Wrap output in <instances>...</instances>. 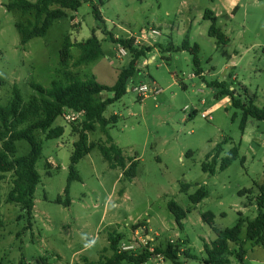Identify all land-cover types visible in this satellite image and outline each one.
I'll use <instances>...</instances> for the list:
<instances>
[{
	"label": "rangeland",
	"instance_id": "1",
	"mask_svg": "<svg viewBox=\"0 0 264 264\" xmlns=\"http://www.w3.org/2000/svg\"><path fill=\"white\" fill-rule=\"evenodd\" d=\"M6 2L0 0L1 106L9 104L14 89L28 105L36 96L32 83L47 89L54 80L94 77L111 87L131 61L128 51L120 54L122 46L114 39H133L136 49L152 48L136 62L129 82L155 92L140 96L128 90L132 87L127 89L128 82L126 94L103 113L109 120L108 134L127 159L125 169L131 160L136 164L135 177L108 168L98 151L107 143L106 136L96 126L88 133L93 148L76 165L81 181L70 184L68 205L64 189L83 118L69 120L63 109L51 127H62L59 138L47 139L46 133L35 131L42 152L30 219L20 204L7 201L13 173H4L1 181L0 264L97 262L112 254L107 239L111 232L120 236L119 249L151 253L145 264H204L203 244L216 236L202 221L203 213H213L219 230L233 228L238 214L244 222L255 217L257 188L264 182V120L247 119L243 133L241 111L208 84L224 82L236 97L253 98L254 105L264 109V0H101L102 5L99 0H80L77 11L66 10V17L44 38L25 45L15 29L25 17L8 13ZM92 5L99 7L103 25L95 20ZM206 10L213 12L228 44L208 36L211 22L203 19ZM149 28L160 32L154 43L142 39V31ZM91 36L100 41L102 56L75 66L79 49L72 46L62 69L59 52L64 40L76 44ZM186 36L191 45L200 46V77L194 74L189 53L167 51L170 44L180 46ZM111 97L106 91L97 96ZM216 145L221 153L212 166ZM233 149L237 159L221 170V160ZM28 151L25 141L15 142V158ZM205 164L214 167V175L203 170ZM199 189L208 196L193 204L190 197ZM169 202L185 213L181 227L168 210ZM168 243L179 247L176 263L155 253ZM236 251L231 244L230 253ZM227 257L229 264H264V247L248 244L241 263L235 254Z\"/></svg>",
	"mask_w": 264,
	"mask_h": 264
},
{
	"label": "trees",
	"instance_id": "2",
	"mask_svg": "<svg viewBox=\"0 0 264 264\" xmlns=\"http://www.w3.org/2000/svg\"><path fill=\"white\" fill-rule=\"evenodd\" d=\"M80 0H7L5 9L8 13L19 14L25 17L24 23H17L15 29L19 34L21 45H25L33 38H44L50 27L57 21L66 17V10L77 11L80 7ZM99 5H102L99 0ZM92 14L95 20L104 24L100 15L99 7L92 5ZM204 20H209L210 27L208 36L215 38L219 44H228L229 38L216 27V18L210 10H206L203 15ZM111 37V34H108ZM112 38V37H111ZM131 54V61L128 67L122 70L114 85L107 87L99 84L94 77L80 79L77 77H67L64 80H54L47 89H43L37 84H31L36 96L32 98L28 105H23L19 92L14 89L12 100L7 106L0 105V191L1 181L4 173H13V188L7 196V201L20 204L28 219L31 218V212L34 207V192L40 182V177L36 169L37 161L41 157L42 145L37 140L35 131L46 133L47 139H56L63 134L62 127L51 128L55 120L61 115L63 109H70L75 112L83 113V120L80 129L77 131L78 139L73 143V152L70 156L68 166L67 183L64 189L66 205H68L70 184L73 181L80 182L81 178L76 170L77 163L85 157L93 145L88 142V133L94 132L96 126L106 136L107 143L98 147L103 160L107 163L109 169L120 168L124 176L135 177L136 164L129 162L126 168L127 159L121 149L117 147L107 132L109 120L103 116L107 106L120 100L126 94V86L135 73L136 62L150 52L152 48L133 47V39L117 41ZM75 46L79 49V55L74 65H87L95 62L102 56L101 44L98 38H90L74 44L65 39L59 52L60 65L66 67L70 59V48ZM168 52L185 51L191 55L192 65L195 76H202L199 52L200 46L197 43L190 44L188 37L182 41L180 46H168ZM210 87L220 89L222 95L230 97L231 106L241 111V121L239 128L244 132L246 120H264V109H259L254 105L253 98L242 101L239 96H235L234 90H228L224 82H211ZM112 93V97L106 100H98L102 92ZM245 94H248L245 90ZM25 141L29 145L27 154L15 158V142ZM221 153V146L216 145L215 153L212 155L211 164L215 165ZM238 157L236 149L230 151L225 158L221 160L220 169L224 170L231 165ZM210 165H203V170L214 175L215 169ZM186 187V185H184ZM258 196L255 199L256 216L251 220L242 221L241 214L236 225L230 229L219 230L215 227L213 214L207 211L201 215L202 221L215 234V239L210 244H203V250L206 255L204 264H229L227 256L235 254L237 261L242 262L246 253V244L251 246L259 245L264 247V182L257 188ZM207 196V191L197 190L191 197L193 204L199 203ZM1 205V198H0ZM168 210L174 216L175 223L181 227V221L185 218V213L174 203L169 202ZM244 233V235H242ZM244 236V239H242ZM109 249L112 254L110 257H104L97 262L87 264H121L128 262L130 264H144L152 256L151 253L143 252L135 255L129 251L119 249L120 236L118 233L111 232L107 236ZM237 246L234 254L230 253V245ZM175 244L168 243L164 250H156V254H162L165 259L176 263L180 251Z\"/></svg>",
	"mask_w": 264,
	"mask_h": 264
},
{
	"label": "built area",
	"instance_id": "3",
	"mask_svg": "<svg viewBox=\"0 0 264 264\" xmlns=\"http://www.w3.org/2000/svg\"><path fill=\"white\" fill-rule=\"evenodd\" d=\"M159 33L160 32L155 28H149L147 30H143L142 31V39L144 41H152L154 43L156 41L157 37L160 35ZM120 54L123 56H126V55H128V52L124 47H121L120 48ZM131 84L132 83L129 82L127 89L129 87H132L128 90H130L134 93H137L140 96L146 97L148 94H152L153 92H155L154 88H151L145 84H138V85H131ZM65 110H67V112H68L67 113L68 116L66 118L69 120L74 121L77 118H81V119L83 118V113H81V112H75V111L70 110V109H65ZM127 249H129V247H124L121 250L126 251Z\"/></svg>",
	"mask_w": 264,
	"mask_h": 264
},
{
	"label": "crops",
	"instance_id": "4",
	"mask_svg": "<svg viewBox=\"0 0 264 264\" xmlns=\"http://www.w3.org/2000/svg\"><path fill=\"white\" fill-rule=\"evenodd\" d=\"M243 133H244V132H243ZM207 196H208V192H207ZM207 196H206V197H207ZM206 197H205V198H206ZM203 199H204V198H203ZM203 199H202V200H203ZM202 200H201V201H202ZM201 201H200V202H201ZM200 202H199V203H200ZM197 204H198V203H197ZM210 212H211V211H210ZM211 213H212V212H211ZM212 214H213V213H212ZM213 216H214V215H213ZM238 216H239V214H238ZM255 216H256V215H255ZM213 221H214V218H213ZM211 242H212V241H211ZM211 242H210V243H211ZM210 243H206V244H210ZM248 244L250 245V243H248ZM248 244H246V247H247ZM254 246H259V245H254ZM252 247H253V246H252ZM260 247H261V246H260ZM229 261H230V260H229ZM144 264H145V263H144Z\"/></svg>",
	"mask_w": 264,
	"mask_h": 264
}]
</instances>
